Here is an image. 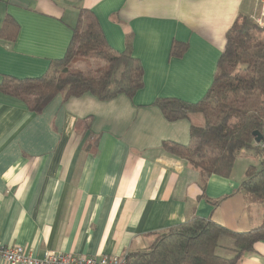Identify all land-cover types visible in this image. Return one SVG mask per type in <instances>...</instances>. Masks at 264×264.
I'll return each mask as SVG.
<instances>
[{
	"label": "crops",
	"instance_id": "0c3cea01",
	"mask_svg": "<svg viewBox=\"0 0 264 264\" xmlns=\"http://www.w3.org/2000/svg\"><path fill=\"white\" fill-rule=\"evenodd\" d=\"M81 7L97 17L108 44L143 67L132 98L56 95L41 113L0 92V246L31 256L47 251L123 255L196 214L243 232L262 221V207L240 190L254 150L242 152L228 176L211 175L201 195L199 172L166 152L163 141L190 142L201 114L168 121L159 97L199 100L217 70L225 35L253 0H0L18 23L14 41L0 37V77H35L64 55ZM173 41L186 44L170 56ZM263 141L257 145L264 147ZM0 264H9L0 256ZM238 264H264V240Z\"/></svg>",
	"mask_w": 264,
	"mask_h": 264
},
{
	"label": "trees",
	"instance_id": "16d2710c",
	"mask_svg": "<svg viewBox=\"0 0 264 264\" xmlns=\"http://www.w3.org/2000/svg\"><path fill=\"white\" fill-rule=\"evenodd\" d=\"M18 28L7 14L0 37L12 42ZM185 48V43L173 41L170 56H181ZM143 84V67L132 54L131 39L126 40L124 50L114 51L96 15L81 7L64 55L52 59L47 71L35 77L2 74L0 92L38 114L58 94L64 100L84 93L99 100L120 94L132 98ZM153 104L168 121L191 114L203 116L202 126L191 125L188 144L162 142L166 152L199 172L203 197L209 176H228L236 158L254 150L258 164L248 165L240 190L261 205L262 221L256 228L238 232L193 214L157 234L147 249L128 253L126 264H238L245 252L264 240V147L257 146L263 136L255 142L264 128V25H256L245 15L235 19L226 32L213 80L199 100L159 97ZM222 238H230L231 245L224 246Z\"/></svg>",
	"mask_w": 264,
	"mask_h": 264
},
{
	"label": "built area",
	"instance_id": "2783aa9c",
	"mask_svg": "<svg viewBox=\"0 0 264 264\" xmlns=\"http://www.w3.org/2000/svg\"><path fill=\"white\" fill-rule=\"evenodd\" d=\"M256 12L248 19L258 26L264 25V0H253ZM0 256L9 264H126L127 254L123 255H78L47 251L42 258H36L20 246H0Z\"/></svg>",
	"mask_w": 264,
	"mask_h": 264
},
{
	"label": "rangeland",
	"instance_id": "374dc122",
	"mask_svg": "<svg viewBox=\"0 0 264 264\" xmlns=\"http://www.w3.org/2000/svg\"><path fill=\"white\" fill-rule=\"evenodd\" d=\"M79 66H80V67H83L84 65H83L82 63H80ZM155 240H156V237H154L152 243H153ZM221 241H222L221 243H222L224 246H227V245L230 246L231 243H232V241H231L230 238H222ZM152 243H151V244H152ZM151 244H150V245H151ZM150 245H149V246H150ZM149 246H148V247H149ZM148 247H147V248H148Z\"/></svg>",
	"mask_w": 264,
	"mask_h": 264
},
{
	"label": "water",
	"instance_id": "95a60500",
	"mask_svg": "<svg viewBox=\"0 0 264 264\" xmlns=\"http://www.w3.org/2000/svg\"><path fill=\"white\" fill-rule=\"evenodd\" d=\"M258 133L257 132H254V135H257ZM261 139H262V135H258V136H256V138H255V142H260L261 141Z\"/></svg>",
	"mask_w": 264,
	"mask_h": 264
}]
</instances>
